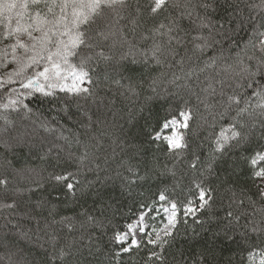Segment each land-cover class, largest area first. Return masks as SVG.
<instances>
[{
  "label": "trees",
  "instance_id": "1",
  "mask_svg": "<svg viewBox=\"0 0 264 264\" xmlns=\"http://www.w3.org/2000/svg\"><path fill=\"white\" fill-rule=\"evenodd\" d=\"M153 5L124 0L82 27L94 47L67 65L90 57L86 92L23 87L51 64L22 67L0 35V264H252L256 253L264 264L263 187L248 161L264 151V0ZM184 113L186 147L172 148L158 136ZM172 204L170 236L114 239Z\"/></svg>",
  "mask_w": 264,
  "mask_h": 264
},
{
  "label": "snow or ice",
  "instance_id": "2",
  "mask_svg": "<svg viewBox=\"0 0 264 264\" xmlns=\"http://www.w3.org/2000/svg\"><path fill=\"white\" fill-rule=\"evenodd\" d=\"M167 3L168 0H154L152 12L156 13L163 9ZM123 4L124 0H19V2L18 0H0V26L4 28V31L0 35L5 40L14 41V43L8 44L7 48L11 49L13 60L21 64L22 67L39 66V62L44 60L49 62L52 67L59 69L60 64L57 61L67 64L68 57L77 55V49L81 45L89 48L94 47V45L87 42V32L81 30L82 27L87 29L95 23L96 18L103 14L105 7L111 8ZM202 6L207 7V5ZM14 18L15 23H13ZM160 27L164 28L166 26L161 25ZM173 30V27L167 28L168 33H171ZM99 35L107 39L105 33L101 32ZM202 39L206 41V38ZM196 47L200 48L202 45L198 44ZM18 50H22L19 55H17ZM87 59H90V57L81 58L80 77H87V72L84 71ZM24 61H28L29 63L25 64ZM157 62L159 63V61ZM180 62L182 63L183 61ZM48 72L49 67L44 66L42 71H38L34 76L28 78L27 84H24L23 87H32L34 86V82L39 84L41 77L48 80ZM56 74L59 75V72ZM39 90L43 91V85H40ZM72 90L87 91V89L79 88H73ZM261 94L257 93V95ZM229 101L239 103L237 97H229ZM239 111L243 112L246 109H240ZM184 126L186 127V125ZM236 127V124L232 125V136L236 138V143L239 144L246 141L247 136L241 131H237ZM180 139L169 138V144L177 149L186 147V144H182ZM216 143L217 149H223L224 142L220 138H217ZM248 161L254 169L258 168V170H254V176L264 181V166H260L264 165V151L256 152L254 156L248 158ZM192 167L195 168L196 164L193 163ZM209 168H211V163H209ZM56 179L66 180L67 177L57 176ZM66 186L70 190L73 189L72 183H67ZM199 187L197 185V188ZM262 194H264V189H262ZM206 195L205 190L201 189L200 201L202 203L200 207H203L207 203L205 200ZM160 199L164 200L165 197L161 195ZM171 208L172 214L169 216V225L163 229L166 237L171 235L170 228L175 227L176 223V205L172 204ZM196 210L192 207L187 208V212L191 213H194ZM140 219H143V214ZM127 227L132 228V225H128ZM127 236L128 233H117L114 239L123 240ZM160 239L161 237L157 233L156 240L149 239L148 242L156 243ZM131 244H137V241L133 239ZM121 250L127 252L129 248L122 247ZM153 255H157V253L154 252Z\"/></svg>",
  "mask_w": 264,
  "mask_h": 264
},
{
  "label": "rangeland",
  "instance_id": "3",
  "mask_svg": "<svg viewBox=\"0 0 264 264\" xmlns=\"http://www.w3.org/2000/svg\"><path fill=\"white\" fill-rule=\"evenodd\" d=\"M60 64L59 69L48 65L49 72L48 76L49 79L45 80L43 77L40 78L39 84L34 82V86L26 87L33 89L38 92L49 93L55 89H70L73 88H82L85 86V79L84 77H80L79 71L74 69L73 67L64 64L62 62L57 61ZM59 72V75L56 73ZM27 84V83H26ZM40 85H43V91L39 90ZM188 114L184 113L180 119H174L170 123L167 124L165 130L167 133L161 134L158 137L163 138L169 144V138H181L182 139V129L185 128L184 125L187 124ZM180 139V142L182 140ZM227 139L226 135H223L221 140L225 142ZM170 147H172L169 144ZM173 148V147H172ZM259 182L264 189V181L259 178ZM195 209V207H192ZM167 209V211H165ZM159 214L161 215L160 219H155V216L150 219V213L147 211L143 214V219H139L137 222L132 224V228H129L128 236L126 239L119 240L122 243H127L129 240L135 239L137 244H131L132 246L139 245L142 240L147 236L148 239L156 240V235L159 233L161 239L165 237L163 229L165 226L169 225V216L172 214V208H165ZM188 215H193L194 213L187 212ZM176 215V212H175ZM157 217V216H156ZM158 218V217H157ZM173 227L170 228L172 231ZM155 230V231H154ZM160 239V240H161ZM159 241V240H158ZM262 255L260 253H256L250 257V262L253 263H261Z\"/></svg>",
  "mask_w": 264,
  "mask_h": 264
}]
</instances>
